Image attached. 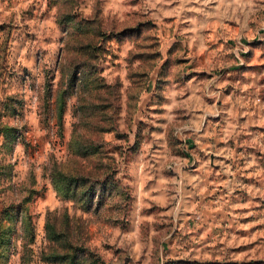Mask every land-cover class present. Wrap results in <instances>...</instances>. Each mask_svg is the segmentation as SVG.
<instances>
[{
	"label": "rangeland",
	"instance_id": "rangeland-1",
	"mask_svg": "<svg viewBox=\"0 0 264 264\" xmlns=\"http://www.w3.org/2000/svg\"><path fill=\"white\" fill-rule=\"evenodd\" d=\"M76 70L83 115L70 99L61 138ZM96 117L118 119L98 136L117 188L87 211L53 177L82 170L70 143ZM64 254L264 264V0H0V264Z\"/></svg>",
	"mask_w": 264,
	"mask_h": 264
},
{
	"label": "trees",
	"instance_id": "trees-1",
	"mask_svg": "<svg viewBox=\"0 0 264 264\" xmlns=\"http://www.w3.org/2000/svg\"><path fill=\"white\" fill-rule=\"evenodd\" d=\"M80 49L82 52V58L85 62L90 63L95 58V47L91 42H81ZM84 56V57H83ZM80 71L76 70L71 76L68 88L61 93H59L57 98V116H58V130L60 132L59 136L63 138V120L66 111V107L70 99L75 97L77 99V105L75 106L76 111H81L80 116L82 117L83 111L82 107L84 96H78L79 89L75 87V81L81 80ZM94 76V75H92ZM83 78L86 79V76ZM94 81L96 82L97 90H108L113 91L110 86H107L104 81L94 76ZM96 100L101 103L104 102V94H99L97 91ZM115 102L117 99L114 100ZM81 105V106H80ZM79 116V117H80ZM78 116H76L77 118ZM85 123L93 127L94 132L98 134L94 137L84 138L78 136L81 139H75L70 143V152L73 157L77 160H81L84 163L81 164L82 170L79 173L73 174L68 173L56 168L55 176L53 177L55 191L57 192L58 197L62 201L73 202L78 204L83 202V206L87 211L92 209H100L104 206L105 199L110 196L112 191L117 188L116 182V168H114L113 163H103V154L104 142L101 139H98L99 134H105L109 132L117 131V118H102L96 117L88 119ZM107 158V157H106ZM110 159V158H108ZM107 159V160H108ZM111 160V159H110ZM113 160V159H112ZM114 161V160H113ZM86 164H88L86 166ZM115 164V163H114ZM46 230L49 238L54 241L59 238V235L55 231L54 226L48 220L46 224ZM70 255H54L46 258L45 261L53 264H75L76 259H70Z\"/></svg>",
	"mask_w": 264,
	"mask_h": 264
}]
</instances>
